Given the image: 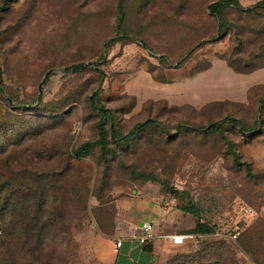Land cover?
<instances>
[{
	"label": "rangeland",
	"instance_id": "1",
	"mask_svg": "<svg viewBox=\"0 0 264 264\" xmlns=\"http://www.w3.org/2000/svg\"><path fill=\"white\" fill-rule=\"evenodd\" d=\"M221 1L121 0L117 29V0L6 1L0 264H108L114 232L165 203L191 216L193 234L195 222L207 231L156 241L151 264H264V106L242 122L215 106L200 120L206 107L181 103L187 74L221 52L236 66L264 62V6ZM100 120L104 148L77 155Z\"/></svg>",
	"mask_w": 264,
	"mask_h": 264
},
{
	"label": "crops",
	"instance_id": "2",
	"mask_svg": "<svg viewBox=\"0 0 264 264\" xmlns=\"http://www.w3.org/2000/svg\"><path fill=\"white\" fill-rule=\"evenodd\" d=\"M184 82L185 96L181 103L196 108L206 107L198 119L216 116L211 114L213 108L211 112L208 106L220 108L221 118L233 115V118L237 119L250 104L257 102L259 98L264 99V64L239 71L221 57L207 67L192 69ZM141 215L146 217L140 218ZM129 219H134V224L119 227L112 238L108 239V264H151L154 243L162 240L155 239L150 245L138 244L132 236L138 232L140 220L152 223L157 232L193 234L191 216L172 208L169 203L137 213L134 211ZM115 239H120V246L113 251Z\"/></svg>",
	"mask_w": 264,
	"mask_h": 264
},
{
	"label": "trees",
	"instance_id": "3",
	"mask_svg": "<svg viewBox=\"0 0 264 264\" xmlns=\"http://www.w3.org/2000/svg\"><path fill=\"white\" fill-rule=\"evenodd\" d=\"M6 1L7 0H0V11L3 9L4 4L6 3ZM230 2H232L236 8H238L240 10H243V11H248V10H251V9H253L255 7H258V6H264V0H258L254 4H252L251 6L244 7V8L241 7L234 0H222L221 1V5L229 4ZM220 7L221 6H220L219 3L213 2L207 8H208V11L210 12V14H212L214 16H218ZM117 14L118 15H117V18H116V25H115L116 26V29L118 28L119 22H120V20L122 18V15H123V13H122V7H121V0H117ZM224 34H225V29L222 27V23L221 22H218L217 23V36H220V35L222 36ZM141 46L142 47H145V45L143 43H141ZM221 57H223L226 60V62L230 66H232L235 70H239V71H242V70H245V69H248V68L249 69H253V68L258 67L261 64H264V62H262L261 64H258L257 66H252V65H250V63L245 64V65H241V66H236V65L231 64L227 60V57L225 56L224 53L221 55ZM83 68H84V65L83 64H75V65H71V66L67 67V70L69 69V70H72V71H78V70L83 69ZM256 103H258L259 105H263L264 106V99L259 98ZM243 113H244V111H243ZM200 114H202V113H200ZM211 114H213V113H211ZM212 117L213 116H210L208 119L207 118H204V119L209 120ZM224 118H230V119H232V121L236 120L232 116H225ZM237 120L238 121H242V122H246L245 116L243 114L241 115L240 118H237ZM149 121H150V119H146V120L138 123L136 125V127L142 126V125L146 124ZM218 129H219L218 125H215L213 123H209L208 125H206L204 127V130L205 131H218ZM103 130L104 129H103V126H102V120H100L98 122V138L96 140L89 141V142H85V143L81 144L76 149V154L79 155V156H84V155H86V153L89 150V148H91L92 146H95V145H99V147L101 149L104 148L105 140H104ZM233 161L237 165H245V168H246V170L248 172V170H249L248 164L240 162L238 160V156L237 155H235ZM206 231H207V229L203 225L199 224L198 222H195V228H194V234H195V236H198L200 233H203V232H206ZM140 245H142V244H140ZM147 245H150V243H148Z\"/></svg>",
	"mask_w": 264,
	"mask_h": 264
},
{
	"label": "built area",
	"instance_id": "4",
	"mask_svg": "<svg viewBox=\"0 0 264 264\" xmlns=\"http://www.w3.org/2000/svg\"><path fill=\"white\" fill-rule=\"evenodd\" d=\"M195 237V234L189 233H162L157 232L154 226L150 222L142 221L138 226V232L132 236V238L138 244H148L155 239H160L162 241L169 242L173 245H179L184 242L185 239H191ZM120 246V239H115L113 241V251H116Z\"/></svg>",
	"mask_w": 264,
	"mask_h": 264
},
{
	"label": "water",
	"instance_id": "5",
	"mask_svg": "<svg viewBox=\"0 0 264 264\" xmlns=\"http://www.w3.org/2000/svg\"><path fill=\"white\" fill-rule=\"evenodd\" d=\"M141 224V222H139V225Z\"/></svg>",
	"mask_w": 264,
	"mask_h": 264
}]
</instances>
